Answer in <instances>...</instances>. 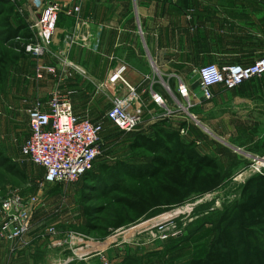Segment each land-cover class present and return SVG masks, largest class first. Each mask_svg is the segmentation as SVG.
<instances>
[{"label":"rangeland","instance_id":"rangeland-1","mask_svg":"<svg viewBox=\"0 0 264 264\" xmlns=\"http://www.w3.org/2000/svg\"><path fill=\"white\" fill-rule=\"evenodd\" d=\"M30 7L27 0H0V201L16 194L32 202L30 229L23 238L31 229L39 231L32 239L37 249L33 264H65L70 258L72 261L67 264L84 262L78 261L75 253L81 258L90 257L92 264H101L104 257L110 264H187L193 258L205 256L222 217L227 216L236 227L235 205L241 199L244 184L253 175L264 172V165H257L262 159L246 152L258 157H264V152L252 151L248 145L237 150L223 141L219 132L231 126L232 120L218 122L202 113L200 102H196L206 101L195 89L192 104L183 101L184 107L174 113H167L145 99V111L153 112L154 116H144L137 130L121 131L104 120L102 153L94 169L68 186L45 183V169L24 156L21 148L28 136L29 109L38 100L45 102L48 98L32 88L36 82L34 56L23 57L15 45L19 38L11 36V28L18 27L19 34H32L34 39L31 26L42 9L38 12L32 7L33 13ZM258 34H264V2L258 4L253 21L227 18L192 23L190 34H178L177 39L178 50L193 56L188 62L189 68L174 72L198 86L199 68L206 64L248 63L259 57L254 51L264 42V35ZM160 75L164 78L162 72ZM102 106L107 111L110 103ZM160 110L164 113L160 114ZM165 117L170 118L174 128L187 130L188 126L190 133L181 136L188 142L195 139L201 153L216 155L224 183L216 191L193 194L181 205L112 230L120 209L115 201L118 192L109 188L108 178L101 174V165H114L118 160H146L147 156L134 151L130 143L139 130ZM99 174L101 177L96 180ZM1 221L0 213V224ZM49 228H54L55 233H50ZM255 228L258 243L264 248V219ZM23 238L8 243L15 244ZM61 238L73 239L74 243L65 241L64 247L44 248L50 239ZM1 242L7 241L0 239ZM105 249L112 250L111 255H102Z\"/></svg>","mask_w":264,"mask_h":264},{"label":"crops","instance_id":"crops-1","mask_svg":"<svg viewBox=\"0 0 264 264\" xmlns=\"http://www.w3.org/2000/svg\"><path fill=\"white\" fill-rule=\"evenodd\" d=\"M47 1L52 0H27L32 12L34 10L32 7L37 8L39 12ZM55 1L61 3L63 11L60 13L51 44L43 56L33 58L35 63L33 68L35 70L36 65L43 64L55 67L56 73H48L44 79L35 78V87L32 85V88L47 98L54 89L63 92L73 90L72 102L75 113L91 119L100 118V115L106 112L102 103H110L111 106L114 100L128 95L129 90L124 83L108 82L112 69L120 63L127 65L125 79L141 95L144 103L147 98L154 103L152 90H155L167 99L172 112H176L180 106L179 102L184 101L178 88L180 78H185L174 71L187 70L188 62L193 57L192 54L181 53L178 50V34H190L192 23L218 22L227 18L238 20L248 18V21H253L256 19L258 4L264 2V0ZM75 6H80L79 14L69 15L67 11ZM68 36L73 37L72 42H69ZM254 54L259 57L264 55V42ZM190 86L205 100L199 84L194 86L190 83ZM205 101L203 103L200 100L196 104L200 102V111L206 113L208 118L211 117L218 122L220 120L233 122L231 126L219 132L223 141L238 148L248 145L252 151L264 152V79L249 80L230 91L223 86H216L214 97ZM164 110H160L159 113L163 114ZM152 116L153 112L145 111V117ZM187 130L186 135L190 133L188 126ZM263 165L264 162L261 163V166ZM29 233L26 238L15 244L0 243V264H33L37 249L33 247L32 239L39 231L34 232L31 229ZM54 241L56 239L44 241L46 243L44 248L65 246V240L56 244ZM66 241L68 244L74 243L70 239ZM111 251L105 249L101 254L111 255ZM75 254L78 261H84L80 264H92L90 257L81 254L83 256L81 258L78 256L79 253ZM70 261L72 258L65 264Z\"/></svg>","mask_w":264,"mask_h":264},{"label":"built area","instance_id":"built-area-1","mask_svg":"<svg viewBox=\"0 0 264 264\" xmlns=\"http://www.w3.org/2000/svg\"><path fill=\"white\" fill-rule=\"evenodd\" d=\"M62 11L63 6L59 1H47L44 4L40 17L31 26L34 39L26 47L29 54L41 57L46 53L54 38ZM79 12L80 6L67 11L69 15L74 16ZM68 40L72 42L73 37L68 36ZM126 70L125 63H120L112 69L108 82H122L129 92L126 97L114 100L102 118L91 119L75 113L73 90L63 92L54 89L47 101L38 100L29 109V134L21 152L45 169V183L68 186L94 169L96 160L102 153L104 120L125 132L138 129L145 116V103L125 79ZM48 73H56L55 67L36 65V79H44ZM198 76L201 95L205 100H211L216 86L232 90L249 80L264 76V55L250 63H209L199 68ZM178 92L184 102L192 104L196 93L183 78H180ZM152 99L157 106L164 108L167 113H172L167 99L161 93L152 90ZM179 103V109L184 107L182 102ZM179 130L182 135L187 134L185 127H179ZM32 209L31 201H26L16 194L0 201V239L15 242L23 238L30 229ZM48 231L55 233L54 228H49ZM64 240L66 241L58 239L53 243ZM101 264H110V261L103 258Z\"/></svg>","mask_w":264,"mask_h":264},{"label":"trees","instance_id":"trees-1","mask_svg":"<svg viewBox=\"0 0 264 264\" xmlns=\"http://www.w3.org/2000/svg\"><path fill=\"white\" fill-rule=\"evenodd\" d=\"M19 30L11 28V36L19 38L15 45L26 57L33 35L19 34ZM169 119L161 118L139 130L131 141V148L143 152L146 160L102 163L101 174L110 182L107 185L118 192L115 201L120 209L112 230L181 205L193 194L216 191L224 183L218 158L201 153L195 139L188 142L182 138L179 127L174 128ZM226 217L218 224L206 255L187 264H264V248L258 243L255 228L264 219V172L244 184L235 205L236 227Z\"/></svg>","mask_w":264,"mask_h":264},{"label":"water","instance_id":"water-1","mask_svg":"<svg viewBox=\"0 0 264 264\" xmlns=\"http://www.w3.org/2000/svg\"><path fill=\"white\" fill-rule=\"evenodd\" d=\"M227 144L230 145L231 147L237 149V150H241V148L235 147V146H233V145H231V144H229V143H227ZM242 151H243V150H242ZM246 154H248L249 156H252V157H256V158L262 159V160L264 161V157L253 156L252 154H250V153H248V152H246Z\"/></svg>","mask_w":264,"mask_h":264},{"label":"bare ground","instance_id":"bare-ground-1","mask_svg":"<svg viewBox=\"0 0 264 264\" xmlns=\"http://www.w3.org/2000/svg\"><path fill=\"white\" fill-rule=\"evenodd\" d=\"M259 161H261V160H259ZM263 162H264V161L262 160L261 163H263ZM261 163H259V164H257V165H258V166H261Z\"/></svg>","mask_w":264,"mask_h":264}]
</instances>
